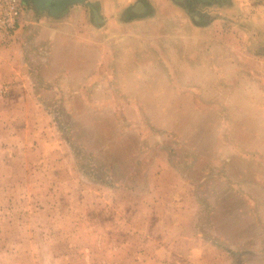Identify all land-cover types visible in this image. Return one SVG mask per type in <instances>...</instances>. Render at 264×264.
<instances>
[{
	"label": "rangeland",
	"instance_id": "1",
	"mask_svg": "<svg viewBox=\"0 0 264 264\" xmlns=\"http://www.w3.org/2000/svg\"><path fill=\"white\" fill-rule=\"evenodd\" d=\"M21 7L0 53V264H264V75H172V9L97 31L72 6L46 55L49 16Z\"/></svg>",
	"mask_w": 264,
	"mask_h": 264
},
{
	"label": "crops",
	"instance_id": "2",
	"mask_svg": "<svg viewBox=\"0 0 264 264\" xmlns=\"http://www.w3.org/2000/svg\"><path fill=\"white\" fill-rule=\"evenodd\" d=\"M75 5L92 14L96 11L99 19L94 26L99 27L93 28L97 31L104 21L101 16L130 15L132 18L122 23L127 29L140 26L131 25V21L151 19L168 9L174 10L188 22L172 25L171 31L177 38L172 45V75H264V0H82L66 6L57 16L46 8L38 13H47L49 19H43L49 29L43 41L35 43L45 47L46 55H52L49 40L60 31L53 28H60L59 20ZM13 38L4 48L0 47V53L16 46ZM47 57L43 58L44 67L57 63L51 57L47 61Z\"/></svg>",
	"mask_w": 264,
	"mask_h": 264
},
{
	"label": "built area",
	"instance_id": "3",
	"mask_svg": "<svg viewBox=\"0 0 264 264\" xmlns=\"http://www.w3.org/2000/svg\"><path fill=\"white\" fill-rule=\"evenodd\" d=\"M21 0H0V47L10 43L22 15Z\"/></svg>",
	"mask_w": 264,
	"mask_h": 264
},
{
	"label": "water",
	"instance_id": "4",
	"mask_svg": "<svg viewBox=\"0 0 264 264\" xmlns=\"http://www.w3.org/2000/svg\"><path fill=\"white\" fill-rule=\"evenodd\" d=\"M31 2L33 3L36 10H45L50 5L54 4V6L50 8L49 13L52 16H57L62 12V10H64L66 6L81 3L82 0H31ZM139 6L141 7V4H139ZM93 14L96 19H99L96 11H93Z\"/></svg>",
	"mask_w": 264,
	"mask_h": 264
},
{
	"label": "flooded vegetation",
	"instance_id": "5",
	"mask_svg": "<svg viewBox=\"0 0 264 264\" xmlns=\"http://www.w3.org/2000/svg\"><path fill=\"white\" fill-rule=\"evenodd\" d=\"M52 6H54V4H53V5H50V6L48 7V9L52 8Z\"/></svg>",
	"mask_w": 264,
	"mask_h": 264
},
{
	"label": "trees",
	"instance_id": "6",
	"mask_svg": "<svg viewBox=\"0 0 264 264\" xmlns=\"http://www.w3.org/2000/svg\"><path fill=\"white\" fill-rule=\"evenodd\" d=\"M37 11H40V10H37ZM95 17V16H94Z\"/></svg>",
	"mask_w": 264,
	"mask_h": 264
}]
</instances>
